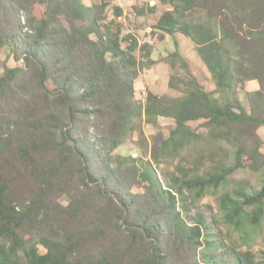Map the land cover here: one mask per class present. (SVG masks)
<instances>
[{"label":"trees","instance_id":"16d2710c","mask_svg":"<svg viewBox=\"0 0 264 264\" xmlns=\"http://www.w3.org/2000/svg\"><path fill=\"white\" fill-rule=\"evenodd\" d=\"M160 1L174 9L162 13L154 28L191 38L215 91L204 89L180 55L190 77L185 94L172 98L149 91L143 105L135 97L140 64L134 52L148 44L111 32L102 23L106 3L0 0V48L10 47L21 61L0 76V172L3 164L14 166L23 186L31 188L29 200L20 201L0 174V241L10 243L0 245L1 264H201L205 218L188 222L179 198H200L222 186L243 165L240 146L233 165L191 179L166 172L161 178L151 161L115 151L143 116L154 125L160 116L175 120L158 145L173 155L197 137L189 122L198 119L219 140L239 145L242 137L256 136L264 126V10L258 17L248 14L252 0ZM115 11L120 15L122 9ZM197 11L206 16L194 17ZM248 80L260 85L246 90L249 110L238 100L234 108L215 98L234 94ZM169 85L176 87L171 80ZM240 194L241 200L224 199L232 205L227 220L238 230L259 226L264 183ZM64 195L70 203L58 207L53 199ZM35 226L38 231L25 237L23 231Z\"/></svg>","mask_w":264,"mask_h":264},{"label":"rangeland","instance_id":"374dc122","mask_svg":"<svg viewBox=\"0 0 264 264\" xmlns=\"http://www.w3.org/2000/svg\"><path fill=\"white\" fill-rule=\"evenodd\" d=\"M82 1L90 6L106 3L102 23L109 24L111 32L119 31L121 36L131 34L138 39L140 45L148 44L145 49L139 46L134 52L140 64L139 74L135 80V97L141 104H145L149 91L172 98L183 96L188 89L186 81L190 80L189 70L193 72L192 74L197 77L206 91L216 90L215 79L191 38L182 32L169 35L154 28V24L162 13L173 10L174 5L163 3L160 0ZM117 6L122 9L121 16L116 14ZM249 8H253V11L248 10V14L254 17L260 16L264 10V0H252ZM193 16L205 17L206 12L197 11ZM82 23L79 25H86L88 22ZM128 43L125 39L122 47L125 49ZM175 52H178L179 56L175 55ZM180 55L190 62L189 70L184 67ZM19 64L21 61L14 59L10 47L0 48V76L4 74L7 66L15 67ZM237 76L244 77L241 71L240 74L237 73ZM170 80L176 87L169 85ZM236 88L234 94L217 93L215 98L220 104L230 103L234 108L237 107L238 100L249 110L251 103L246 90L260 89L259 83L256 80H248ZM174 122L172 117L160 116L158 125H154L148 123L143 116L136 122L137 129L125 139L115 154L146 162L151 161L161 178L164 177L163 172H166L170 177H172L171 174H176L184 179H191L216 173L223 167L233 165L236 162V151L240 146L243 152L241 168L236 169L222 186L208 189L200 198L180 197L178 206L182 211V216L190 223L197 222L199 216L205 218L204 245L198 250V259L201 264H235L239 261H242V264H264V217L259 226L246 225L242 230H238L226 218L227 209L232 208V205L224 201L227 197L241 200V192L254 193L261 189L264 183V126L258 128L256 136L242 137L238 145L227 140L213 138L215 136L211 133L213 127L207 125L204 119L190 121L189 125L196 132L197 137H194L193 141L179 154L173 155L168 151H159L158 145L169 137ZM90 132H92L91 129ZM243 139L245 140L242 142ZM255 148H258L259 153H255ZM155 157L159 161H155ZM6 158L9 159L8 153H6ZM138 163L142 162L138 160ZM17 171L18 169L14 166L11 168L10 165L3 164L0 174L8 181L15 198L28 201L31 188L23 186L21 179L16 176ZM80 191L82 194L86 193L84 188H80ZM133 191L139 192L140 189L135 187ZM187 194L190 196V193ZM53 201L58 207V204L67 206L70 203L66 195L55 196ZM181 206H184V211ZM36 231L38 229L35 226L25 229L23 234L29 237ZM43 232L47 234L50 231L44 229ZM9 244L0 241V245H5L6 248ZM38 248L41 253L46 252L42 245H38ZM203 254H205L204 257H202ZM19 256V262L26 261L23 250L19 251ZM205 256H213V262L209 263Z\"/></svg>","mask_w":264,"mask_h":264}]
</instances>
